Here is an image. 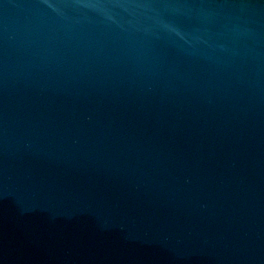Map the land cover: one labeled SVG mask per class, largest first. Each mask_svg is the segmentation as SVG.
Returning a JSON list of instances; mask_svg holds the SVG:
<instances>
[{
    "label": "water",
    "instance_id": "1",
    "mask_svg": "<svg viewBox=\"0 0 264 264\" xmlns=\"http://www.w3.org/2000/svg\"><path fill=\"white\" fill-rule=\"evenodd\" d=\"M0 264H264V0H0Z\"/></svg>",
    "mask_w": 264,
    "mask_h": 264
}]
</instances>
